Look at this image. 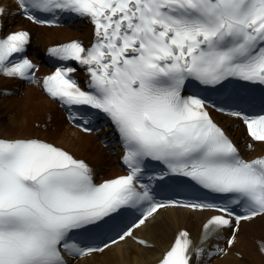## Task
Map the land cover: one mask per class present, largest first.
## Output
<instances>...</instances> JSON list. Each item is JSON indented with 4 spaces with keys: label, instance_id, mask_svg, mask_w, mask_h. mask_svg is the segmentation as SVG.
<instances>
[{
    "label": "snow or ice",
    "instance_id": "6c2138e0",
    "mask_svg": "<svg viewBox=\"0 0 264 264\" xmlns=\"http://www.w3.org/2000/svg\"><path fill=\"white\" fill-rule=\"evenodd\" d=\"M16 8L39 25L66 13L95 25L90 47L49 48L57 66L39 78L26 54L30 32L5 31L9 8L0 4V75L40 85L84 132L109 119L127 174L97 182L64 147L0 136V264H69L129 238L149 247L135 230L170 206L213 214L198 244L179 231L159 264L229 254L242 222L264 217V154L245 158L209 107L246 125L249 149L264 143V0H17ZM71 61L87 73L86 88ZM151 161L163 167L148 175ZM157 180L173 198H157Z\"/></svg>",
    "mask_w": 264,
    "mask_h": 264
},
{
    "label": "bare ground",
    "instance_id": "6f19581e",
    "mask_svg": "<svg viewBox=\"0 0 264 264\" xmlns=\"http://www.w3.org/2000/svg\"><path fill=\"white\" fill-rule=\"evenodd\" d=\"M9 2L12 4L11 0H0V4ZM10 19L13 22L12 30L26 28L32 31L33 46L36 51H42L48 45L73 38L87 41L92 33H95L94 28L83 18L73 27L50 29L30 25L13 12ZM13 85L10 80L0 77V136L38 137L55 143L76 157L90 159L96 171L105 178L120 172L118 162L106 149L100 147L101 144L96 141V137L85 135L69 126L63 115L59 113L58 103L49 99L38 88L32 86L24 95L4 97V88ZM217 118L224 126L233 122L226 117L217 116ZM235 135L237 139L234 138L238 141V136L243 135L242 129L236 128ZM261 153H264V144L256 145L255 151L250 155ZM209 216L210 213L207 212L192 213L186 209L160 210L136 231L140 238L149 242V247L129 238L102 254L78 260L76 264H155L172 245L179 231L188 230L193 242L198 243L203 224ZM261 239H264V217L244 223L234 249L227 255L206 259L205 264H264V252L258 247V241ZM215 243L223 245L225 242L219 240Z\"/></svg>",
    "mask_w": 264,
    "mask_h": 264
}]
</instances>
